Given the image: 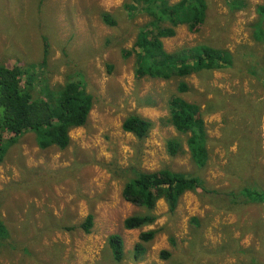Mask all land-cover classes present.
<instances>
[{
    "label": "rangeland",
    "instance_id": "rangeland-1",
    "mask_svg": "<svg viewBox=\"0 0 264 264\" xmlns=\"http://www.w3.org/2000/svg\"><path fill=\"white\" fill-rule=\"evenodd\" d=\"M140 2L0 0V65L18 64L50 88L82 78L95 97L87 123L70 131L66 148L41 149L33 132L5 148L0 217L7 236L0 264H264V204L235 205L223 193L248 175L264 180V37L256 38L264 36V17L256 11L264 0H205L197 31L184 24L163 39L169 52L207 45L233 56L226 69L183 79L189 91L181 95L201 106L210 138L203 168L187 150L167 152L168 139L186 140L163 120L180 79L137 78L135 54L122 53L149 20L139 9H126ZM105 13L115 25L103 21ZM131 114L154 122L145 138L123 130ZM163 168L199 175L210 191H187L173 213L163 198L148 210L123 197L138 172ZM90 213L94 225L86 232L80 225ZM148 213L157 216L154 224L125 228L127 217ZM149 229L157 235L136 259L140 233ZM114 233L124 240L121 262L108 245Z\"/></svg>",
    "mask_w": 264,
    "mask_h": 264
},
{
    "label": "trees",
    "instance_id": "trees-1",
    "mask_svg": "<svg viewBox=\"0 0 264 264\" xmlns=\"http://www.w3.org/2000/svg\"><path fill=\"white\" fill-rule=\"evenodd\" d=\"M206 5L205 0H179L174 3L170 0H141L140 4L126 5L129 12L134 13L139 9L149 20L139 28L133 48L122 51L125 57L135 54L137 78L149 76L166 81L180 79L178 94L170 97L168 115L163 120L179 134L185 135L186 140L173 137L166 141V148L171 156L187 150L191 160L199 168L205 167L208 162L210 138L201 106L181 95L189 91V85L183 79L201 71L226 69L231 66L233 56L227 49L207 45L184 47L169 52L163 39L173 37L176 28L184 24L191 31H197L204 22ZM239 8L237 5L234 9ZM256 11L264 17V4H259ZM102 19L106 24L115 25V21L107 13L102 15ZM259 36L256 34L259 40L264 37ZM44 60L47 58L44 57ZM258 73L256 70L252 71L254 76ZM94 103L95 97L87 90L82 78L74 79L70 76L62 84L50 88L47 80L28 74L18 64L0 65V162L5 148L16 143L26 132L35 134L36 144L41 149L51 146L66 148L71 141L70 131L87 123ZM153 126L151 119L138 114L127 116L122 124L124 131L133 133L139 139L145 138ZM197 190L210 191L201 176H190L163 168L152 172H138L136 177L125 183L122 195L127 201L148 210H152L157 201L163 198L173 213L187 191ZM223 193L235 205L264 204V180L258 175H248L245 183L235 190ZM94 218V214L90 213L80 227L90 232ZM156 220L157 216L152 213L134 214L124 220V226L126 229H142L154 224ZM157 232L156 229H149L140 233L134 248L136 259H142L147 244L155 239ZM6 236L7 227L0 217V245ZM108 245L113 258L121 262L125 256L122 236L118 233L111 234ZM161 255L168 258L170 253L163 250Z\"/></svg>",
    "mask_w": 264,
    "mask_h": 264
}]
</instances>
